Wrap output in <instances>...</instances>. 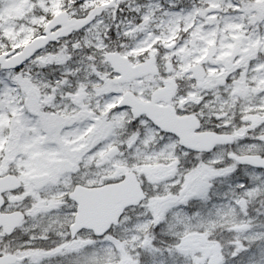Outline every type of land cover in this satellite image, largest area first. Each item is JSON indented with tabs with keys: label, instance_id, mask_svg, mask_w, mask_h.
I'll return each instance as SVG.
<instances>
[{
	"label": "snow or ice",
	"instance_id": "1",
	"mask_svg": "<svg viewBox=\"0 0 264 264\" xmlns=\"http://www.w3.org/2000/svg\"><path fill=\"white\" fill-rule=\"evenodd\" d=\"M0 264H264V0H0Z\"/></svg>",
	"mask_w": 264,
	"mask_h": 264
}]
</instances>
